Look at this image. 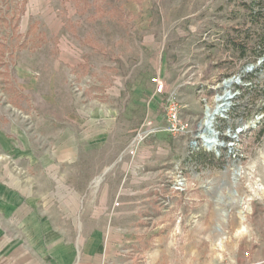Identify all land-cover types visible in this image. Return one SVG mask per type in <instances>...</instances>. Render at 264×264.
<instances>
[{
  "label": "rangeland",
  "instance_id": "obj_1",
  "mask_svg": "<svg viewBox=\"0 0 264 264\" xmlns=\"http://www.w3.org/2000/svg\"><path fill=\"white\" fill-rule=\"evenodd\" d=\"M250 2L0 0V230L35 215L46 245L74 244L112 215L125 263L264 264V62L244 72L264 58V0L256 18ZM238 74L223 146L191 149ZM170 100L183 134L166 131Z\"/></svg>",
  "mask_w": 264,
  "mask_h": 264
},
{
  "label": "crops",
  "instance_id": "obj_2",
  "mask_svg": "<svg viewBox=\"0 0 264 264\" xmlns=\"http://www.w3.org/2000/svg\"><path fill=\"white\" fill-rule=\"evenodd\" d=\"M9 217L13 221L14 214ZM35 217L16 215L15 220L20 226L0 230V264H129L120 260L116 253L126 236V229L112 225L114 216H106L104 224L97 228L81 229L74 244L58 239L48 245L45 244L44 228H29L28 222ZM86 218L87 221L99 220L97 216ZM47 237L55 238L50 233Z\"/></svg>",
  "mask_w": 264,
  "mask_h": 264
},
{
  "label": "built area",
  "instance_id": "obj_3",
  "mask_svg": "<svg viewBox=\"0 0 264 264\" xmlns=\"http://www.w3.org/2000/svg\"><path fill=\"white\" fill-rule=\"evenodd\" d=\"M264 62V58L260 57L257 61L256 64H251L250 66H247L245 69V74H253L256 73L257 70H259V67L261 65V63ZM243 78V79H242ZM232 79H234L229 87L226 90V93L229 94V96H226L225 99H229L231 101V105L228 106L227 109H221L222 111V117H217L215 124L213 125V129H216V132H218V135L220 136V132L217 130V124H218V118L219 119H226L231 111V109L233 108V101L235 98H237V96H239V86L241 85V79L244 80L245 79V75L244 77L242 75H236L233 76ZM230 80V79H228ZM225 82V80L223 81V83ZM152 83L155 87V93H161L164 91L165 85L163 80H161L160 77H153L152 78ZM223 83H222V91L221 92H217L214 96V105L216 103H218V101H220L224 96H225V90L223 89ZM236 88V89H235ZM209 104L205 103V110H207ZM213 105V106H214ZM211 106V105H209ZM221 106H223V103H220L218 105V108H220ZM215 114H217L216 111ZM166 116H167V124H166V131L172 135H176V134H183L188 130L189 124L187 121H183L179 118L178 116V104L176 103L175 100H170L167 107H166ZM150 123L147 122L145 123V128L148 127L149 128ZM200 131V127L198 129V132L196 134V136H194V140L191 142L190 144V148H195L198 145V142L201 141L202 146L204 147L203 144V139L201 137L198 136ZM243 130H239V131H235V134H239L241 133ZM138 137L135 139V141L138 140ZM231 138H234L233 136H231ZM217 151V150H216Z\"/></svg>",
  "mask_w": 264,
  "mask_h": 264
},
{
  "label": "bare ground",
  "instance_id": "obj_4",
  "mask_svg": "<svg viewBox=\"0 0 264 264\" xmlns=\"http://www.w3.org/2000/svg\"><path fill=\"white\" fill-rule=\"evenodd\" d=\"M233 80L234 79H226L223 83V89L225 90V93ZM226 96H229V94L226 93L225 96L215 104V106L208 105L209 108L204 111V116L199 123L200 131L198 136L203 139L204 147L209 151H216L223 146L220 142L218 132H216V129H213V125L215 124L217 117H222L221 109H227L228 106L231 105V101L229 99H225ZM220 103H223V106L218 108ZM213 111H216L217 114H213Z\"/></svg>",
  "mask_w": 264,
  "mask_h": 264
},
{
  "label": "trees",
  "instance_id": "obj_5",
  "mask_svg": "<svg viewBox=\"0 0 264 264\" xmlns=\"http://www.w3.org/2000/svg\"><path fill=\"white\" fill-rule=\"evenodd\" d=\"M254 6L255 0H251V2L248 4V12L252 17L256 18L260 14V10H254ZM258 45H260V49L253 50L255 55H259L264 51V35H262L258 40Z\"/></svg>",
  "mask_w": 264,
  "mask_h": 264
},
{
  "label": "water",
  "instance_id": "obj_6",
  "mask_svg": "<svg viewBox=\"0 0 264 264\" xmlns=\"http://www.w3.org/2000/svg\"><path fill=\"white\" fill-rule=\"evenodd\" d=\"M213 114H215V112H213ZM213 117V116H212ZM216 152H218V151H216Z\"/></svg>",
  "mask_w": 264,
  "mask_h": 264
}]
</instances>
